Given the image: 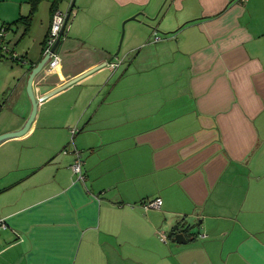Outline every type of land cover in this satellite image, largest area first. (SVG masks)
I'll use <instances>...</instances> for the list:
<instances>
[{"label":"crops","instance_id":"0c3cea01","mask_svg":"<svg viewBox=\"0 0 264 264\" xmlns=\"http://www.w3.org/2000/svg\"><path fill=\"white\" fill-rule=\"evenodd\" d=\"M53 12L0 52V264H264V0H75L34 75Z\"/></svg>","mask_w":264,"mask_h":264},{"label":"built area","instance_id":"2783aa9c","mask_svg":"<svg viewBox=\"0 0 264 264\" xmlns=\"http://www.w3.org/2000/svg\"><path fill=\"white\" fill-rule=\"evenodd\" d=\"M65 16H66V13H63L61 10H57V9L52 14L50 26H49L48 33L45 39V46L42 51L43 55L48 56L46 64L43 68L44 71L46 70L48 72L49 71L51 72L55 68H57V66L60 63V56L55 51V48H53V46L59 37V33L63 26ZM6 31H7V28L4 25L0 26V49L2 52L7 54L10 52V49L7 47L4 41L5 40L4 36L6 34ZM152 35H153L154 40L159 39V36L157 35L155 31L152 32ZM107 65L111 67H115L116 63L108 62ZM70 131L73 134L76 131V128H72L70 129ZM63 151H66V150H63ZM70 168L72 172L78 176L79 179L84 178V175L82 174V171H81V160L78 154L75 160L73 161V163L70 165ZM160 205H161V199L159 197L142 202V206L144 209H148V208L158 209ZM5 228H7V224L3 218H0V229H5ZM159 235L162 241L166 240V236L164 234L160 233Z\"/></svg>","mask_w":264,"mask_h":264},{"label":"rangeland","instance_id":"374dc122","mask_svg":"<svg viewBox=\"0 0 264 264\" xmlns=\"http://www.w3.org/2000/svg\"><path fill=\"white\" fill-rule=\"evenodd\" d=\"M7 2H11V0H0V8L4 7L5 11L8 15L10 13V9H8V8L6 9V7H5L6 5H4V3H7ZM50 2H51V0H42L41 2H39L37 10L34 13V15L32 16V20H33L32 28H31L32 32H35V33L39 32L41 20H43V18H45L48 15V7H49ZM70 2H71V0H62L59 4V9L65 10L69 6ZM131 16H133V15H130L127 18L121 20V22L119 24L118 42H117V47L115 49V51L118 50V56L119 57H121L123 52H124V50H121V49L125 46L127 28L129 26L128 24H132V26H134L135 29L138 31H143V29H145V27H143V25H140V23L134 22L133 21L134 19H129ZM1 17L2 16H0V26L4 25V24H1L3 21V19ZM51 18H52V16H51ZM126 19H129V20L125 22ZM136 20H138V18H136ZM50 22H51V20H50ZM22 28L23 27L21 26V24H19L18 27L16 25H12L9 29H7L6 34L4 36V38H5L4 41H5V44L7 45V47L9 49H11V47L14 46L13 42L16 40V38L18 39V38L22 37V30H23ZM122 30H123V35L121 37ZM150 31H151V29L148 28V34L153 39L152 31L151 32ZM158 36L162 37V35L159 33H158ZM25 42H26V40H25ZM23 44H24V42L21 45H23ZM118 47H119V49H118ZM0 52H2L1 49H0ZM142 53H144V51L140 52V54H142ZM2 54L6 55V53H4V52H2ZM134 54L128 56L131 59L130 64H131L133 58L135 57Z\"/></svg>","mask_w":264,"mask_h":264},{"label":"water","instance_id":"95a60500","mask_svg":"<svg viewBox=\"0 0 264 264\" xmlns=\"http://www.w3.org/2000/svg\"><path fill=\"white\" fill-rule=\"evenodd\" d=\"M74 2H75V0H71V2H70V5L68 7V10L66 11V16H65V20H64L63 26H62V28L60 30V33H59V37L56 40V42L54 43L53 48H55L58 45L60 39L63 36V33L65 31V28H66V25H67V23L69 22V19H70V14H71V11L73 9ZM130 19H136V16L133 15V16L130 17ZM122 35H123V30L121 32V37H122ZM118 49H119V47H118ZM117 52H118V50L116 51V54H117ZM47 58H48L47 55H43L42 54L39 62L34 67L35 70L33 68V74L34 75L38 71L40 72V71L43 70V68H44V66L46 64ZM32 101H33V103H32L33 104L32 116H33L35 114V112H36V104L38 103V101H36L34 99ZM40 101H42V100H40ZM9 136H12V134H4V135H1L0 136V139L6 138V137H9ZM62 152L65 153L66 151H62ZM174 226H177V229H176V232L175 233H173L172 235H168V237L170 239L169 241L175 242V243H186L189 240L188 234H190V229H191L190 227L191 226L188 225V224H183V223L176 224Z\"/></svg>","mask_w":264,"mask_h":264},{"label":"trees","instance_id":"16d2710c","mask_svg":"<svg viewBox=\"0 0 264 264\" xmlns=\"http://www.w3.org/2000/svg\"><path fill=\"white\" fill-rule=\"evenodd\" d=\"M41 1L42 0H26V2L29 5L28 13L26 15H24V16H19L17 19L13 20L12 22L4 24V26L7 29H9L12 25L23 24L24 25V30H23L24 32L23 33H25L27 31L28 27H29V24H30L31 20H32V16L36 12L38 4ZM60 1L61 0H51V3H50V11L51 12H53L54 10H56V8H58V5H59ZM153 31H155L157 33V35H158V32L155 29H153L152 32ZM159 39H160V37H159ZM159 39H157V40H159ZM152 40H154V39H152ZM154 41H156V40H154ZM180 223H181V220H180L179 224ZM176 229H177V226H174L172 228V230H170L169 235H172L173 233H175Z\"/></svg>","mask_w":264,"mask_h":264}]
</instances>
